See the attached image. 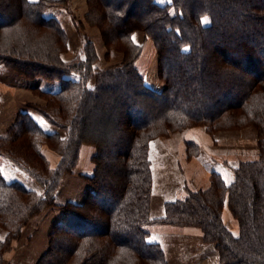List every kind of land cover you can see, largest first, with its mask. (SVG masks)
<instances>
[{
    "label": "trees",
    "instance_id": "trees-1",
    "mask_svg": "<svg viewBox=\"0 0 264 264\" xmlns=\"http://www.w3.org/2000/svg\"><path fill=\"white\" fill-rule=\"evenodd\" d=\"M140 2L95 0L94 23L108 44L125 53L121 64L97 70L91 42L84 58L61 59L67 36L45 14L51 1L0 0V63L60 82L57 91L39 90L48 102L32 108L65 131L48 132L22 110L0 136V157L43 188L39 193L10 179L0 165V264L30 219L55 204L60 180L86 142L97 148L94 173L87 177L93 188L83 202L64 205L37 264H169L161 245L149 240V223L200 226L205 240L216 243L220 264H264V42L233 40L244 27L264 36V0H252L244 13L229 8L243 0ZM40 28L48 33L42 36ZM136 31L155 43L162 89L151 86L136 65L142 52L132 37ZM204 51L213 71L201 69ZM188 123L211 129L252 124L260 157L241 162L230 184L214 174L207 190L168 202L164 217L151 218L150 140ZM44 143L61 155L56 167L43 153ZM225 206L238 219V234L224 222Z\"/></svg>",
    "mask_w": 264,
    "mask_h": 264
},
{
    "label": "rangeland",
    "instance_id": "rangeland-1",
    "mask_svg": "<svg viewBox=\"0 0 264 264\" xmlns=\"http://www.w3.org/2000/svg\"><path fill=\"white\" fill-rule=\"evenodd\" d=\"M30 1L37 2L39 0ZM49 1H51V4L47 7L45 11L46 16L60 17V21L57 18L56 19L60 22L67 36V41L65 43L66 45L65 47L62 46L63 48L60 51V57L63 61L68 62L75 60L79 57L84 58L86 56V49H88V42H91L93 44V46H90L89 48H93V50H95V55L97 57L93 64V67H95V69H106L115 65H119L124 61L125 53L114 45L108 44L103 37L100 25L94 23V21H97L94 16V8H96L95 0L94 2L93 0ZM253 2L262 5L263 0H253ZM239 3L236 2L235 5L229 7L232 13H244L251 11L249 7L252 3V0H243L240 5ZM143 4L145 3L143 2V0H141L140 5ZM199 5H202V2L199 3L198 6ZM91 7L93 9V19L90 16ZM224 11H226L225 8L222 10L220 9L218 10V14L223 15ZM224 20L221 25L222 28L223 26H227L228 24V15H226ZM203 21L205 24L210 23V20L207 17H205ZM222 28L219 30H222ZM39 31V34H41L42 36L48 33V31H42V28H40ZM262 31L264 32V30H261V32ZM132 37L135 43L142 46L143 51V42L146 41L148 38L146 33L144 31H136L133 33ZM234 37L237 38H233V40L248 39L250 40L248 41L250 44H260L261 42H264V36L256 34L255 31L249 30V28L245 27L242 28V30L237 35H234ZM242 49L243 47L233 48V50H238L239 52L243 53L241 51ZM203 56L204 57H202L201 59V69L203 71L207 69L208 71H213L214 66L211 67V61L210 59H208V54L205 53ZM176 62L181 61L176 59ZM0 65L2 66L1 70H6L5 74L2 76H8V79H10L12 82H18L19 79L23 85L29 86V83L37 84L38 81L44 80L47 82L45 84V87H47V89L57 91L60 88V82L48 81L42 78L41 76H27L11 67H8L3 63H0ZM158 69L159 62L156 50L154 59L150 64V71L147 73L148 78L145 79L154 88L162 89L166 86V81L159 77ZM95 83L96 78H93L89 81V84L91 86H93ZM50 84H52L53 86ZM57 85L58 88L55 87ZM13 96L14 98H11L9 101L7 100L5 104H3L1 100L0 106L3 107V105L6 106V104V107L11 106L10 103H13L14 99L16 98L18 99L17 102L23 105L22 107H24V110H28L32 114V116L33 114L36 115L38 119L45 120L48 124L53 126L52 128L55 129V131H60L63 135H65V131L59 129L55 125L48 122V120L42 114L32 108L33 105L45 106L48 102L47 98L44 95H41L37 87L30 88L19 86ZM18 113L16 114L13 122L10 124L7 132L9 131L12 124L15 122ZM135 114L138 117V113L135 112ZM36 117L34 118L39 123ZM7 132L5 134H7ZM5 134L0 136H4ZM188 138L195 139L196 141H189ZM85 146L91 147V149L93 150L91 151L92 154H90L91 157L89 161L93 165V172L91 173H94V155L97 151V148L93 143L86 142L81 146L79 157L75 167L70 172L65 173L64 176L61 178L59 187L56 190L55 204L51 207H47L42 212L33 216L28 222V224L23 227L21 234L11 241L10 246L5 252L3 257V264H11L10 262L13 261H16L19 264H37L39 259L49 249L50 232L53 229L54 225L62 217L64 213L63 207L67 203L66 200L69 198H73V200H78L79 202L80 200L84 201L85 194L87 195V193L93 188V185L87 179V176H81L82 173L79 171L80 168L78 166L80 162L81 153ZM210 146H212L215 150H213ZM47 148L50 151L49 153H46L45 151V149ZM88 150L86 149V151H84V154H87ZM42 151L49 159L52 167H56L59 164L61 155L55 150H53L48 143L43 144ZM212 154H216V158L219 159V161L221 162L220 165L222 166V168L225 169V171L227 168L231 169V175H233L235 179V169L240 165L241 162L257 160L260 157L257 127L252 124H246L241 126H228L219 127L217 129H211V126L205 123H188L187 125L177 129H173L166 134L153 137L150 140L149 159L151 161L152 173L151 198L154 192H160L163 194L166 193L169 196L178 194V192L180 193V196L177 197V199L172 201H166L164 203V214L160 217L165 216L168 202H174L180 199L184 200L185 198L190 197L192 193L205 191L211 186L213 175L219 174L218 172L213 171L209 175L210 185L207 188L195 189V184L197 182L196 180H194L191 174V168L189 166H191L190 163H192L193 160L197 159L198 156L203 159H209L213 158ZM254 156H256V158L252 160L251 157ZM222 163L226 167H224ZM4 164L6 166H4ZM0 165L2 168L4 167V172L10 179H15V170L23 172L25 176H27L23 170L13 166L9 161H7L3 157H0ZM195 172L196 170L194 169V173ZM219 175L223 178L221 174ZM27 178H30V180H32V182H34L35 184V188L32 189L38 191L39 193L43 192V188L34 178L29 176H27ZM200 178L201 181H203V177ZM178 180H180V182L178 184L173 185ZM164 181L172 185L170 186L171 189H169V184L167 186L164 184ZM151 209L152 201L150 206L151 218H160L153 217ZM223 219L225 224L228 226V228H230V230L234 232V234L239 233L240 227L238 219L233 215L228 206H225L223 209ZM153 224L170 223H149L146 225L145 228L147 229V226ZM177 226H190L201 228L200 226L196 225ZM202 232V240L199 237L194 236H183L173 238L174 242H172L173 244L170 245L171 247L169 255L165 252L162 247L165 258L169 262V264H201L202 262L203 264H205V262L207 264L209 263V261L214 259V255L212 254L213 251L211 250L215 249L217 251L216 257H218L216 264H220V252L217 248L216 243L207 242L204 237V231L202 230ZM149 240L155 242L154 239L150 238V235Z\"/></svg>",
    "mask_w": 264,
    "mask_h": 264
},
{
    "label": "crops",
    "instance_id": "crops-1",
    "mask_svg": "<svg viewBox=\"0 0 264 264\" xmlns=\"http://www.w3.org/2000/svg\"><path fill=\"white\" fill-rule=\"evenodd\" d=\"M55 18H57L60 21V17L58 16H54ZM156 54V46L155 43L153 41L152 38L148 37L146 41L143 42V51L142 54L140 56V58L138 59L136 65L139 68L140 72L143 74V76L145 78H148L147 73L150 71V64L152 62V60L154 59V56ZM2 66L0 65V102L2 100L3 104H5L7 102V100L9 101L11 98H14V94L17 91V88L19 86L22 87H37L39 90H48V91H53L51 89H47V87H45V84L47 83L44 80H40L37 82V84H31L29 83V86H25L22 84V82L18 79V82H12L10 79H8V76H2L5 74L6 70H1ZM52 85V84H50ZM53 86V85H52ZM58 88V85L55 86ZM53 88V87H50ZM18 99H14L13 103L11 102V106H0V135H3L7 132L10 124L13 122L16 114L22 110H24V107H22L23 105L17 102ZM34 117H36V115L33 114ZM36 119L39 121V123L41 124V126L48 132H52L55 131V129H53L50 124H48L45 120H41L38 119L36 117ZM189 141L190 140H195L192 138H188ZM196 141V140H195ZM192 142V141H191ZM212 149L213 147L210 146ZM86 149H90L88 150L87 154H84V151H86ZM173 149V148H172ZM215 150V149H213ZM46 153H49V149H45ZM91 151H93L91 149V147L85 146L83 148V151L81 153V157H80V162L78 164L79 168H80V172L82 173L81 176H91V172H93V165L91 164L90 157L92 154ZM216 152V151H215ZM213 158H209V159H203L200 158V156L197 157V159L193 160L192 163H190L191 166H189L191 168V174L194 178V180H196V184H195V189H205L207 188L210 184H209V175L213 172L216 171L219 174H221L224 178V180L227 183H230L231 181H233L234 177L233 175H231V169L227 168L226 171L224 168H222V166L220 165V161L218 158H216V154L213 155ZM252 160L256 158V156L251 157ZM244 159H250V158H244ZM223 164V163H222ZM4 166H6L4 164ZM224 166V164H223ZM226 167V166H224ZM194 169L196 170V172L194 173ZM4 170V167H3ZM15 170V169H14ZM11 170V171H14ZM82 170V171H81ZM15 179L20 180L22 182H24V184H26L27 186L31 187V188H35V184L34 182H32V180H30V178H27V176H25V174L23 172H19L18 170H15ZM203 177V181H201V178ZM181 180V179H180ZM180 180H178L177 182H175L173 185L178 184L180 182ZM164 184L167 186L169 183L164 181ZM172 185L169 184V189H171ZM86 196V194H85ZM84 196V198H85ZM180 196V193L178 192V194H175L173 196H169L166 193H160V192H154L152 194V216L153 217H160L164 214V203L166 201H172L177 199V197ZM68 201H73V202H78L81 203L83 202V200L80 202L78 200H73V198H69L66 200V202ZM65 202V201H64ZM63 203V202H62ZM147 230L149 232L150 238L154 239L155 242H158L161 247H163V249L165 250V252L169 255L170 253V245L173 244V238H177V237H199L202 240L203 237V232L201 230V228L198 227H190V226H177V225H171V224H153V225H149L147 226ZM213 251L212 254L214 255V259L209 261V263L207 264H216L217 263V259L218 257H216L217 255V251L215 250H211ZM11 264H19L16 261L14 262H10ZM203 264V262L201 263ZM206 264V262H205Z\"/></svg>",
    "mask_w": 264,
    "mask_h": 264
}]
</instances>
